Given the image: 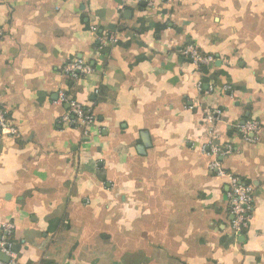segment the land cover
Returning <instances> with one entry per match:
<instances>
[{
    "label": "crops",
    "instance_id": "obj_1",
    "mask_svg": "<svg viewBox=\"0 0 264 264\" xmlns=\"http://www.w3.org/2000/svg\"><path fill=\"white\" fill-rule=\"evenodd\" d=\"M0 29L19 131L0 138V225L18 264H264V0H0ZM79 60L93 72L68 78ZM60 91L95 115L86 140ZM212 145L254 189L240 235Z\"/></svg>",
    "mask_w": 264,
    "mask_h": 264
},
{
    "label": "built area",
    "instance_id": "obj_2",
    "mask_svg": "<svg viewBox=\"0 0 264 264\" xmlns=\"http://www.w3.org/2000/svg\"><path fill=\"white\" fill-rule=\"evenodd\" d=\"M126 1V0H125ZM96 28L93 31L96 32ZM3 36V31L0 29V38ZM184 55L190 58L192 64L196 67L201 64H209L214 62L213 57L209 55H203L194 46H188L183 51ZM65 75L70 79H77L78 77L89 75L93 72V68L83 62L75 61L67 65L64 69ZM60 103L67 104L69 106L68 111L63 117L62 121L69 123L81 131L82 140H86L93 127L96 126L97 121L93 112L85 107L82 103L75 99L68 97L63 91H60ZM216 117L220 116V112H215ZM216 118L213 115L209 116V120L214 121ZM242 132L245 135L247 141L255 143L259 140L260 125L257 122L250 121L242 128ZM0 138L2 136L17 137L19 131L9 120V112L6 107L0 104ZM216 160H214L210 166L219 177H225L230 183L229 205L231 213L234 216L232 223V230L236 235H240L246 231L250 226L251 210L254 203V189L252 186L244 185L240 180L231 174H228L222 163L218 160L232 154V148L230 146H211L210 152ZM15 231V227L10 222H4L0 225V253L9 257L10 262L8 264H18V255L13 250V243L11 241L12 235Z\"/></svg>",
    "mask_w": 264,
    "mask_h": 264
}]
</instances>
